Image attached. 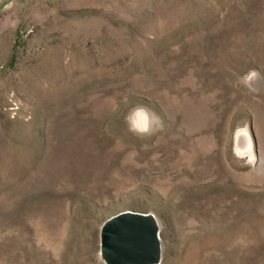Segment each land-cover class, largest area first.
Masks as SVG:
<instances>
[{
  "label": "rangeland",
  "instance_id": "374dc122",
  "mask_svg": "<svg viewBox=\"0 0 264 264\" xmlns=\"http://www.w3.org/2000/svg\"><path fill=\"white\" fill-rule=\"evenodd\" d=\"M121 212L264 264V0H0V264H104Z\"/></svg>",
  "mask_w": 264,
  "mask_h": 264
},
{
  "label": "water",
  "instance_id": "95a60500",
  "mask_svg": "<svg viewBox=\"0 0 264 264\" xmlns=\"http://www.w3.org/2000/svg\"><path fill=\"white\" fill-rule=\"evenodd\" d=\"M104 264H160L159 225L149 214L121 212L107 219L99 235Z\"/></svg>",
  "mask_w": 264,
  "mask_h": 264
},
{
  "label": "clouds",
  "instance_id": "9594fccd",
  "mask_svg": "<svg viewBox=\"0 0 264 264\" xmlns=\"http://www.w3.org/2000/svg\"><path fill=\"white\" fill-rule=\"evenodd\" d=\"M146 130V129H145Z\"/></svg>",
  "mask_w": 264,
  "mask_h": 264
}]
</instances>
